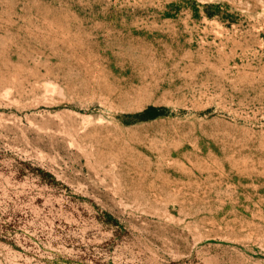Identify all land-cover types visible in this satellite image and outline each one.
<instances>
[{
  "label": "rangeland",
  "instance_id": "374dc122",
  "mask_svg": "<svg viewBox=\"0 0 264 264\" xmlns=\"http://www.w3.org/2000/svg\"><path fill=\"white\" fill-rule=\"evenodd\" d=\"M0 264H264V0H0Z\"/></svg>",
  "mask_w": 264,
  "mask_h": 264
}]
</instances>
